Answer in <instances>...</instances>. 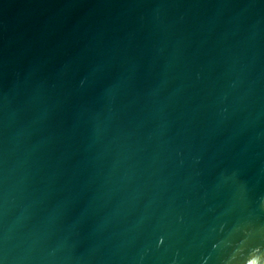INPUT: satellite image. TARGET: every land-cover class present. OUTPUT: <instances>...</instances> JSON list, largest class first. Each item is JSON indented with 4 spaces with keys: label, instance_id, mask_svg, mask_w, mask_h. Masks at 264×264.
Listing matches in <instances>:
<instances>
[{
    "label": "water",
    "instance_id": "water-1",
    "mask_svg": "<svg viewBox=\"0 0 264 264\" xmlns=\"http://www.w3.org/2000/svg\"><path fill=\"white\" fill-rule=\"evenodd\" d=\"M0 264H264V0H0Z\"/></svg>",
    "mask_w": 264,
    "mask_h": 264
}]
</instances>
